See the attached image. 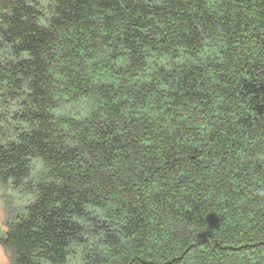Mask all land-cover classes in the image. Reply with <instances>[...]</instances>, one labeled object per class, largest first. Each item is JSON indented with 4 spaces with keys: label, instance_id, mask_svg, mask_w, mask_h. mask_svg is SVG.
Wrapping results in <instances>:
<instances>
[{
    "label": "trees",
    "instance_id": "16d2710c",
    "mask_svg": "<svg viewBox=\"0 0 264 264\" xmlns=\"http://www.w3.org/2000/svg\"><path fill=\"white\" fill-rule=\"evenodd\" d=\"M0 190L12 264H264V0H0Z\"/></svg>",
    "mask_w": 264,
    "mask_h": 264
},
{
    "label": "rangeland",
    "instance_id": "374dc122",
    "mask_svg": "<svg viewBox=\"0 0 264 264\" xmlns=\"http://www.w3.org/2000/svg\"><path fill=\"white\" fill-rule=\"evenodd\" d=\"M38 174H36V177ZM14 191V190H12ZM15 193V194H14ZM11 193L10 196L12 197L14 201V205L19 203L21 201V195H18V192ZM7 197V193H6ZM7 201V200H6ZM16 206V205H15ZM17 209L8 202L7 207L5 208L4 205L2 204L1 206V215H0V233L3 235L7 232L8 230V221L13 218L14 213H16ZM0 255H6L7 256V264H12L14 261V256L13 252L10 248L5 246L1 241H0Z\"/></svg>",
    "mask_w": 264,
    "mask_h": 264
},
{
    "label": "clouds",
    "instance_id": "9594fccd",
    "mask_svg": "<svg viewBox=\"0 0 264 264\" xmlns=\"http://www.w3.org/2000/svg\"><path fill=\"white\" fill-rule=\"evenodd\" d=\"M0 264H7V256L0 255Z\"/></svg>",
    "mask_w": 264,
    "mask_h": 264
},
{
    "label": "water",
    "instance_id": "95a60500",
    "mask_svg": "<svg viewBox=\"0 0 264 264\" xmlns=\"http://www.w3.org/2000/svg\"><path fill=\"white\" fill-rule=\"evenodd\" d=\"M1 206H2V199H1V190H0V215H1Z\"/></svg>",
    "mask_w": 264,
    "mask_h": 264
}]
</instances>
